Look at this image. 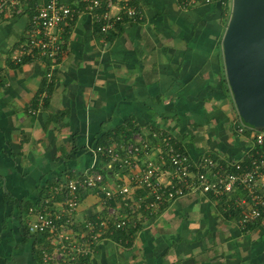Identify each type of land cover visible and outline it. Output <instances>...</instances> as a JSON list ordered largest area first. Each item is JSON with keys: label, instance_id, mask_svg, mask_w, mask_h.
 Instances as JSON below:
<instances>
[{"label": "crops", "instance_id": "1", "mask_svg": "<svg viewBox=\"0 0 264 264\" xmlns=\"http://www.w3.org/2000/svg\"><path fill=\"white\" fill-rule=\"evenodd\" d=\"M140 5L142 17L123 22L111 42L88 13L64 25L54 67L43 56L12 58L26 36L28 1L0 21V264H54L42 257L45 239L28 230L29 206L87 170L101 139L130 138L128 122L144 133L167 127L194 158H243L252 146L237 131L224 81L228 12L215 2ZM100 209L99 195L86 190L76 218ZM129 238L101 239L91 264H264V215L243 226L207 193L175 199Z\"/></svg>", "mask_w": 264, "mask_h": 264}, {"label": "built area", "instance_id": "2", "mask_svg": "<svg viewBox=\"0 0 264 264\" xmlns=\"http://www.w3.org/2000/svg\"><path fill=\"white\" fill-rule=\"evenodd\" d=\"M24 1L32 13L25 39L12 58L20 62L28 55L43 56L51 67L65 48L63 26L79 16L88 13L93 17L104 42L118 22L142 17L141 5L134 0H0V21L6 11ZM212 2L180 0L184 8ZM236 128L251 139L252 146L245 157L232 160L218 159L209 152L194 158L165 126L91 146L94 160L87 170L54 185L39 205L28 208L32 214L29 232L45 237L43 259L54 264H91L101 239L114 236L118 230L137 229L144 218L158 215L172 201L188 194L207 193L221 199L227 210L237 212L243 226L261 218L264 128L248 126L240 116ZM86 190L99 195L101 209L79 221L76 214ZM56 201L61 202V208L54 206ZM125 240L119 238L120 242Z\"/></svg>", "mask_w": 264, "mask_h": 264}, {"label": "water", "instance_id": "3", "mask_svg": "<svg viewBox=\"0 0 264 264\" xmlns=\"http://www.w3.org/2000/svg\"><path fill=\"white\" fill-rule=\"evenodd\" d=\"M222 52L241 120L264 128V0H232Z\"/></svg>", "mask_w": 264, "mask_h": 264}, {"label": "trees", "instance_id": "4", "mask_svg": "<svg viewBox=\"0 0 264 264\" xmlns=\"http://www.w3.org/2000/svg\"><path fill=\"white\" fill-rule=\"evenodd\" d=\"M223 1H224V3H221L218 0H214V2L216 4H218L220 7H223L224 10H226V11L229 10L230 7H231V3H230L231 0H223ZM134 2L137 3V4L140 3L139 0H134ZM122 23H123L122 21L118 22V24L116 25V27L114 29H112V31L110 33L107 34V37H106L107 42H111L112 41V39L114 38V36L121 29V26L120 25ZM95 25H96V29L101 32V35H104L103 32L101 31L100 25L99 24H95ZM33 57L34 56L28 55V56H25L24 57V60L26 61V60H29V59H31ZM224 81H225V84H226L228 90H230L227 77H225ZM128 123H129V125H127V126H130V127H129V130L127 131L128 132V135H126V137L129 136V135H131V134H133V133H135L136 131L139 130V126H134V124L131 123V122H128ZM127 126H124L122 128H127ZM100 141H101V143H105L102 139ZM133 231H134L133 229H130L128 231H126V230H118L116 232V234L114 235V237L115 238L122 237L125 240V239L129 238V234H131ZM44 238L45 237L43 235L42 236H37V239L38 240H41V239L44 240Z\"/></svg>", "mask_w": 264, "mask_h": 264}, {"label": "rangeland", "instance_id": "5", "mask_svg": "<svg viewBox=\"0 0 264 264\" xmlns=\"http://www.w3.org/2000/svg\"><path fill=\"white\" fill-rule=\"evenodd\" d=\"M231 2H232V0H231ZM231 8H232V3H231V7H230V9L229 10H227V12H228V17H227V19H226V21H228V19H229V17H230V14H231ZM225 11V10H224ZM232 97V96H231ZM231 100V102H232V104L234 103V100H233V98H231L230 99ZM234 105H235V103H234ZM236 107V106H235ZM237 110V109H236Z\"/></svg>", "mask_w": 264, "mask_h": 264}]
</instances>
